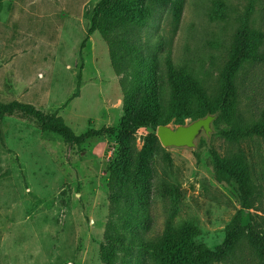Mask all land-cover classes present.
Listing matches in <instances>:
<instances>
[{"label": "rangeland", "instance_id": "obj_1", "mask_svg": "<svg viewBox=\"0 0 264 264\" xmlns=\"http://www.w3.org/2000/svg\"><path fill=\"white\" fill-rule=\"evenodd\" d=\"M1 1L0 102L31 104L60 116L76 135L89 126L119 128L124 114L121 76L100 32L87 37L102 0ZM180 5L175 17L173 9L155 4L139 31L143 54L160 57L170 50L174 66L215 94L242 23L248 18L252 28L264 33V0H180ZM238 102L242 124L264 122V64L243 65ZM216 128L210 147L205 140L194 151L166 149L159 142L160 149L150 154L146 206L130 216L147 218L144 234L191 224L198 230L194 252H214L238 213L245 216L244 223L254 220L264 232V138L231 140L221 132L229 129L227 124ZM151 132L147 127L137 131L138 150ZM123 146L117 135L93 137L78 146L43 130L31 116L3 117L0 264H103L106 226L111 218L118 221L111 216L110 174ZM210 148L221 156L244 154L255 189L251 209L243 207L233 181L217 178ZM123 203L125 210L131 195ZM127 259L131 264H158L146 261L137 244H128ZM258 262V253L245 238L234 256L210 264Z\"/></svg>", "mask_w": 264, "mask_h": 264}, {"label": "trees", "instance_id": "obj_2", "mask_svg": "<svg viewBox=\"0 0 264 264\" xmlns=\"http://www.w3.org/2000/svg\"><path fill=\"white\" fill-rule=\"evenodd\" d=\"M155 4L173 9L175 17L180 12V0H102L87 31V37L99 31L110 49L112 66L121 76L123 90V118L119 128L102 126L76 135L56 115H47L31 104L0 102V121L7 115L22 113L37 120L45 131L53 132L66 141L81 146L93 137L117 135L123 142L119 162L111 170L109 187L112 191L111 218L106 226L101 245L103 264H131L127 259L128 244H137L144 258L158 264H210L234 256L243 239H247L258 253V264H264V232L256 222L244 223L238 213L226 226L225 239L214 252H194L192 240L198 235L194 225H168L155 236L143 233L147 218L130 216L146 206L143 195L148 184L147 160L153 150L160 149L156 130L159 125L185 123L221 108L216 121L229 126L222 134L231 140L253 136L264 138V122L242 124L238 119V76L245 63L264 64L260 46L264 33L250 26L248 18L239 27L230 55L220 74V87L215 94L208 93L204 85L183 67L171 62V51L158 57L143 54L139 31L154 13ZM2 1L0 0V11ZM86 39L82 43L84 47ZM164 60V66L162 65ZM147 127L152 130L145 138L143 147H136V133ZM216 176L220 180L233 181L237 185L239 199L244 208H252L255 189L249 165L242 152L221 156L210 148ZM131 195V205L121 208ZM130 198V197H129Z\"/></svg>", "mask_w": 264, "mask_h": 264}, {"label": "water", "instance_id": "obj_3", "mask_svg": "<svg viewBox=\"0 0 264 264\" xmlns=\"http://www.w3.org/2000/svg\"><path fill=\"white\" fill-rule=\"evenodd\" d=\"M221 115V108L214 113L181 124H162L157 127L156 135L166 149H187L194 151L205 140L211 146L212 136L217 133L216 121ZM243 218L245 216L243 215Z\"/></svg>", "mask_w": 264, "mask_h": 264}]
</instances>
